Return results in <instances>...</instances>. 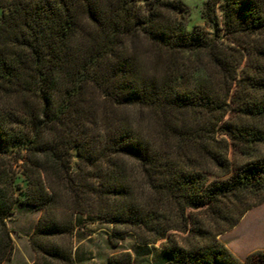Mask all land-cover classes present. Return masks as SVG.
<instances>
[{"label":"trees","instance_id":"16d2710c","mask_svg":"<svg viewBox=\"0 0 264 264\" xmlns=\"http://www.w3.org/2000/svg\"><path fill=\"white\" fill-rule=\"evenodd\" d=\"M191 1L0 0V264L17 207L32 264H75L82 216L156 264H264L218 239L264 202V0Z\"/></svg>","mask_w":264,"mask_h":264},{"label":"rangeland","instance_id":"374dc122","mask_svg":"<svg viewBox=\"0 0 264 264\" xmlns=\"http://www.w3.org/2000/svg\"><path fill=\"white\" fill-rule=\"evenodd\" d=\"M185 4L189 7L193 19L198 21V8L195 7L194 1L185 0ZM39 215L40 212L24 207H17L13 210V213L5 221L10 230L13 254L11 260L3 264L33 263L35 255L28 239ZM109 232L110 226L100 223L97 219L87 216L80 217L72 238L75 264H107L109 258L119 260L126 252L134 257L133 264H156L162 242L148 245L147 249H144L137 245L134 236L128 235L120 241L118 247L112 248L106 239ZM236 233L237 236H234L233 241H237L238 259L243 260L247 254L264 250V202L252 208L241 218L237 224ZM223 234L218 236L222 244L221 236ZM174 236L183 237L180 234H174ZM226 240L228 243L230 242V240Z\"/></svg>","mask_w":264,"mask_h":264},{"label":"crops","instance_id":"0c3cea01","mask_svg":"<svg viewBox=\"0 0 264 264\" xmlns=\"http://www.w3.org/2000/svg\"><path fill=\"white\" fill-rule=\"evenodd\" d=\"M236 231H237V225L235 227H233L231 230L227 231L225 234H223L221 236V239H222L223 245L237 258V241L236 242L233 241V238H235L237 236ZM224 239H225V241H224ZM226 239L230 240V242L228 243Z\"/></svg>","mask_w":264,"mask_h":264}]
</instances>
